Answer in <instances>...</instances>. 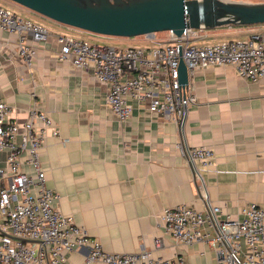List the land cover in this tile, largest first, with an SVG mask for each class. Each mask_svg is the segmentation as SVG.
Segmentation results:
<instances>
[{"label":"crops","instance_id":"1","mask_svg":"<svg viewBox=\"0 0 264 264\" xmlns=\"http://www.w3.org/2000/svg\"><path fill=\"white\" fill-rule=\"evenodd\" d=\"M0 4L31 19L20 5ZM31 20L51 33L32 66L18 54V36L0 29V96L21 128L36 110L49 115L60 131L40 152L46 186L59 195L55 207L108 253L153 252L165 259L181 255L190 264H218L208 244L181 245L165 234L161 215L179 205L206 209L180 144L214 151L205 190L225 215L238 219L249 203L264 208V78L245 80L234 66L197 70L190 76L196 104L183 129L168 114L153 113L133 100V112L123 122L108 107V86L96 80L92 68L59 59L58 35L86 37L55 22ZM257 33H264V24L222 27L207 30L200 43L245 40ZM6 158L0 151V169L6 168ZM22 163L23 171L33 173L24 157ZM158 238L164 246L155 250ZM90 252L86 245L67 253L66 264H103L89 262Z\"/></svg>","mask_w":264,"mask_h":264},{"label":"built area","instance_id":"2","mask_svg":"<svg viewBox=\"0 0 264 264\" xmlns=\"http://www.w3.org/2000/svg\"><path fill=\"white\" fill-rule=\"evenodd\" d=\"M0 29L18 36V54L34 64L38 47L50 31L0 5ZM207 30L185 29L178 36L168 31L164 42L147 37L152 47L117 49L97 45L69 35H58L59 59L70 60L80 69L92 68L97 81L108 86L106 103L126 121L133 112L129 100L147 106L153 113L168 114L181 129L189 109L196 104L190 76L197 70L234 66L239 77L258 82L264 78V33L245 40L200 43ZM187 67L189 84L180 80V63ZM41 125L37 126L36 123ZM52 118L36 110L29 112L21 128L10 106L0 96V151L7 153L6 168L0 169V264H66V254L90 245L89 262L103 264H190L184 256L155 257L153 252L113 254L103 250L85 228L74 223L56 207L59 195L46 186L40 152L47 138L59 137ZM206 204L205 211L186 205L162 211L165 234L178 244L206 243L218 264H264V208L249 203L233 219L212 204L205 190L204 174L216 156L209 147L180 144ZM33 173L23 171L22 158ZM4 179L8 184L4 185ZM164 246L156 239L155 250Z\"/></svg>","mask_w":264,"mask_h":264},{"label":"water","instance_id":"3","mask_svg":"<svg viewBox=\"0 0 264 264\" xmlns=\"http://www.w3.org/2000/svg\"><path fill=\"white\" fill-rule=\"evenodd\" d=\"M60 25L103 36L153 37L185 29L264 24V2L226 0H9ZM179 80L189 84L183 61Z\"/></svg>","mask_w":264,"mask_h":264},{"label":"rangeland","instance_id":"4","mask_svg":"<svg viewBox=\"0 0 264 264\" xmlns=\"http://www.w3.org/2000/svg\"><path fill=\"white\" fill-rule=\"evenodd\" d=\"M226 1L245 2V3L264 2V0H226ZM10 2H12V1H10ZM0 5H2L3 7L7 6L6 4H0ZM12 9H16V8H12ZM28 12H29V17L33 20H39V21L43 22L44 24H47L49 22H53V21H51L45 17H42V16L36 14L33 11L28 10ZM14 13L26 18L19 11H16ZM65 28H69V27H65ZM235 28H237V27H235ZM69 29L71 30V32H74V34L78 33V34L82 35V37H86L84 40H86L90 43L97 44V45L112 46V47H115L117 49H122V48H126V47H145L146 48V47H152V46L156 45V44H152L150 41H148L146 36H138V37H134V38H122V37L97 35V34L85 32V31H81V30H77V29H72V28H69ZM167 34H168V31H165V32L157 33L156 35H157V37H161L164 35L167 36ZM77 39H80V38H77ZM211 42H216V41L214 40ZM208 43H210V42H208Z\"/></svg>","mask_w":264,"mask_h":264}]
</instances>
